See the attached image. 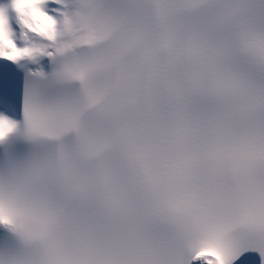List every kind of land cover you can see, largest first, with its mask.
Here are the masks:
<instances>
[{"label": "snow or ice", "instance_id": "snow-or-ice-1", "mask_svg": "<svg viewBox=\"0 0 264 264\" xmlns=\"http://www.w3.org/2000/svg\"><path fill=\"white\" fill-rule=\"evenodd\" d=\"M0 264H264V0H0Z\"/></svg>", "mask_w": 264, "mask_h": 264}]
</instances>
